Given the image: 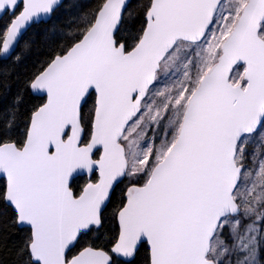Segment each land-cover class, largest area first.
I'll return each mask as SVG.
<instances>
[{
	"label": "snow or ice",
	"instance_id": "6c2138e0",
	"mask_svg": "<svg viewBox=\"0 0 264 264\" xmlns=\"http://www.w3.org/2000/svg\"><path fill=\"white\" fill-rule=\"evenodd\" d=\"M0 246L264 264V0H0Z\"/></svg>",
	"mask_w": 264,
	"mask_h": 264
},
{
	"label": "trees",
	"instance_id": "16d2710c",
	"mask_svg": "<svg viewBox=\"0 0 264 264\" xmlns=\"http://www.w3.org/2000/svg\"><path fill=\"white\" fill-rule=\"evenodd\" d=\"M41 29H36L34 33L31 34V37L34 38L36 46H39L42 43L41 37L38 34ZM9 246H11V241L9 242ZM0 261H5L6 264H10L11 257L4 251L3 247L0 246Z\"/></svg>",
	"mask_w": 264,
	"mask_h": 264
}]
</instances>
